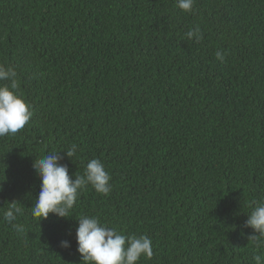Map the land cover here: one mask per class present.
I'll use <instances>...</instances> for the list:
<instances>
[{
    "label": "trees",
    "instance_id": "trees-1",
    "mask_svg": "<svg viewBox=\"0 0 264 264\" xmlns=\"http://www.w3.org/2000/svg\"><path fill=\"white\" fill-rule=\"evenodd\" d=\"M0 64L33 113L0 137V264H80L81 215L149 237L137 264L264 258L240 227L264 200V0H0ZM52 152L70 176L101 160L110 194L89 185L69 218H33L32 165ZM13 200L23 232L3 220Z\"/></svg>",
    "mask_w": 264,
    "mask_h": 264
},
{
    "label": "clouds",
    "instance_id": "clouds-1",
    "mask_svg": "<svg viewBox=\"0 0 264 264\" xmlns=\"http://www.w3.org/2000/svg\"><path fill=\"white\" fill-rule=\"evenodd\" d=\"M193 4L194 0H176V7L185 12H191ZM185 36L200 40L199 27L190 29ZM216 58L223 63L225 56L217 51ZM0 81H8L7 84H0V137H4L24 128L33 113L19 92L18 74L13 67L0 64ZM77 147L72 144L64 153L72 158L77 153ZM59 153H48L35 159L32 165L40 180V190L31 207V215L40 221L46 220L49 214L57 218H69L78 196L89 185L104 196L112 190L111 176L101 160H89L82 175L70 176L68 166L60 162L63 157ZM0 191H3L2 185ZM22 214L19 202L13 200L3 212V220L15 231L23 232L22 225L13 223ZM77 221L75 237L80 264H137L141 256L150 259L154 255L152 241L146 235L125 234L102 224L96 216L81 215ZM240 227L242 230L251 229L248 240L257 248H264V200L254 202L248 218ZM60 246L68 249L71 242L62 240ZM254 260L256 264H264L262 255H255Z\"/></svg>",
    "mask_w": 264,
    "mask_h": 264
}]
</instances>
